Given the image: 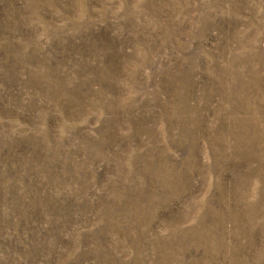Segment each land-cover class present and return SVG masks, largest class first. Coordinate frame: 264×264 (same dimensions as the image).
I'll use <instances>...</instances> for the list:
<instances>
[{"label": "rangeland", "instance_id": "rangeland-1", "mask_svg": "<svg viewBox=\"0 0 264 264\" xmlns=\"http://www.w3.org/2000/svg\"><path fill=\"white\" fill-rule=\"evenodd\" d=\"M0 264H264V0H0Z\"/></svg>", "mask_w": 264, "mask_h": 264}]
</instances>
